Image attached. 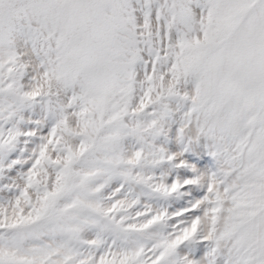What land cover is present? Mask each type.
<instances>
[{
    "label": "snow or ice",
    "instance_id": "obj_1",
    "mask_svg": "<svg viewBox=\"0 0 264 264\" xmlns=\"http://www.w3.org/2000/svg\"><path fill=\"white\" fill-rule=\"evenodd\" d=\"M0 264H264V0H0Z\"/></svg>",
    "mask_w": 264,
    "mask_h": 264
}]
</instances>
